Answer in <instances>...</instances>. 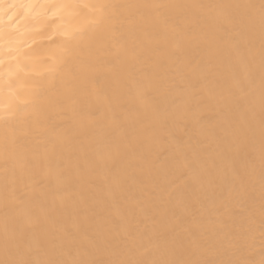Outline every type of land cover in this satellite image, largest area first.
<instances>
[{
	"label": "clouds",
	"instance_id": "9594fccd",
	"mask_svg": "<svg viewBox=\"0 0 264 264\" xmlns=\"http://www.w3.org/2000/svg\"><path fill=\"white\" fill-rule=\"evenodd\" d=\"M0 264H264V0H0Z\"/></svg>",
	"mask_w": 264,
	"mask_h": 264
}]
</instances>
